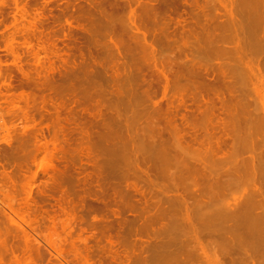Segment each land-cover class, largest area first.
Returning <instances> with one entry per match:
<instances>
[{
  "label": "rangeland",
  "instance_id": "rangeland-1",
  "mask_svg": "<svg viewBox=\"0 0 264 264\" xmlns=\"http://www.w3.org/2000/svg\"><path fill=\"white\" fill-rule=\"evenodd\" d=\"M122 1L124 0H0V264H154L155 262V264H159V261L160 264H174L172 260H175V257L172 256V259L168 257L171 255L167 256L165 253L168 252L169 254V249L175 247L172 250L176 252L179 244L181 245V242L187 239L188 234L182 233L180 227L179 229L174 228L175 230L171 229V231L168 229L169 233L167 230L166 232L159 231V234L153 232L151 227L163 226V221H158L155 226L150 227L145 220L144 213L146 212H140L142 207H145V211L150 209L147 206H150L151 199L149 196L146 197L149 186L147 181L144 180L145 183H143V180L139 181L140 178L137 179L136 175H133L132 172L136 168L134 164L132 165L133 160L130 158L131 161L128 155L131 148L140 146L139 140L135 139V134L138 131L134 129L138 130L136 125L140 123L142 126L144 119L147 118H145V114H143L144 118L143 116L141 119L137 117L146 110L145 107H147V111L151 108L146 103H150L152 106L151 103L154 100L161 107L159 109L162 113L163 109L166 110L165 101L173 96L171 103L175 107L170 104L173 107L170 109L171 112L173 109V114L177 117L175 123H181L183 114L188 116L190 112L197 113V107L200 106L201 110L204 105H197V102L193 101L196 106L189 97H186L184 100L186 107L183 106V103L178 102L177 97L174 98V95L177 94L173 93L176 92H171L174 89L178 90V87L175 88L174 86L173 89V86L169 87L170 84L168 85L170 90L167 89L172 95L170 96L166 90L165 95L168 97H163L164 80L159 79L162 77L158 73L162 66L164 70L168 66L167 69L172 67V71H175V69L180 70L179 67L187 61L188 66L184 64V70L186 67L187 70L192 68L194 74L200 72L198 76L203 74V70H205L209 76L202 75V77L208 76V80L214 79V74H218L216 77L219 76L217 78L220 79L223 72L226 73L225 76L231 72L234 78H232L233 82L237 80L238 86L240 84V89H238L241 91L240 97L238 96L239 93H236L237 87L234 89L238 102L239 104L243 102L244 105V111L242 112L241 109L238 115L240 114V119L244 120L246 124L249 123L247 125L255 124V127L257 126V130L254 127L255 132L252 133H255L253 138H257L258 141L254 140L253 145L244 153L243 157L247 159L250 154L257 152L260 157L261 168L259 174L257 173L254 178V182L245 186H238L236 189L235 186L231 187L229 191L231 195L227 190V194H223L222 200L224 201L222 202L230 203V208H234L241 202H245L253 185H263L264 187V44H257L256 46L254 41L250 40L255 34V38L264 39L262 6L260 5L261 8H258L262 13L258 14L259 18L262 16L261 21L259 19L257 21L255 18L258 17L253 18L255 12L254 14L249 13L254 5L251 7L252 3L249 6V2L245 3L244 0H198L197 4H203V7L209 2L206 6L208 10L206 9L205 12L204 9L205 13L200 11L204 14L205 19L201 13V17H197L198 14L195 16L198 12L193 15L197 9L194 2L189 0L192 2L188 1L190 6L194 4L189 7L188 3H183L181 0L177 2V0L172 6V11H163V16L161 17V14L158 16V18L161 17L159 18L162 20L160 22L165 21L167 23H164L165 26L169 24L172 26L169 25L170 29L169 26H166L167 30L164 24L162 25L165 29L164 33L169 34V36H164L170 37V33H173L172 40L177 38V41L173 42L166 37V40L173 42L171 45L169 43L167 48L169 41H164L165 38L163 37L161 39L162 45L159 44L162 49L157 43H155L157 46L153 45L157 47L154 48V52L157 50L155 53L158 55H155L154 52L150 55L152 50L147 53L145 47L148 49V43L150 44V40L152 41L153 38L152 32H156L154 26L152 23L149 24L154 30H148L151 33L145 32V28V30L142 29L146 36L150 35H148L149 38L147 37L146 42L141 40V44L137 45L139 41L135 42L137 38L134 39L133 32L126 29V25L129 23L127 19L130 16V9H126L129 13L123 9V7H128L125 5L127 3L124 4L125 6H121V9ZM252 1L254 2V0ZM240 5H244V7ZM235 6H239L240 9L237 7L239 10L246 7L243 9L245 12L239 11ZM135 7L136 5L134 10ZM190 8L195 11H191ZM227 8L229 10H226ZM232 8L233 10L236 9L231 17L227 11H232ZM211 12L217 14H209ZM111 13H113L112 16ZM166 13L171 18L168 19L169 16L165 15ZM224 13H227L231 19ZM136 14H141V12ZM215 15L219 18L214 17ZM103 16L104 18H102ZM246 17L249 19L248 21ZM140 18L141 16L138 20L141 23ZM195 18L197 21L201 20L203 26L204 23H208L206 24L208 26L204 27L212 30L213 35L210 36L211 32L206 33L208 29L207 31L205 28H202L203 31L200 30L201 26L197 21L199 25L195 24ZM145 19L142 20V26L145 21L147 22ZM235 21H237L236 24ZM224 24L227 25L223 26ZM149 25L146 27L145 24L143 27L150 29L151 26ZM160 25H158L159 28ZM242 25L244 26L242 27ZM107 26H109V30L106 28ZM158 26H155L156 29H159ZM228 26L234 30L238 27L236 38ZM215 27H218L216 31ZM187 29H192V32L188 34ZM166 30L168 32L172 30V32L166 33ZM239 32L241 36H239ZM184 34L186 36L182 37ZM189 35L193 38L188 39ZM155 36L160 39L163 35L161 33L156 35L155 33ZM242 36L248 37L249 40L246 37L243 39ZM132 37V41L128 40ZM181 37L184 38L183 41L189 40L186 43L190 42L191 45L183 46L185 44H182L181 46ZM245 40L248 41L247 44H243L242 41ZM161 41L159 40L160 43ZM238 41H240L238 46L241 52L240 49L237 52L234 49L237 45L236 42L239 43ZM143 43L146 46H143ZM245 52L246 54H244ZM247 53L249 54L247 55ZM236 55L241 56L234 57ZM131 56L133 57L131 58ZM150 56L154 57L152 58L153 61L155 59L157 61L153 62ZM37 58L40 62H37ZM164 59L166 60L163 62ZM188 59L191 64L193 62L192 67ZM239 60L241 63L244 61V64L242 65L240 62L238 64ZM178 65L179 67H177ZM139 68L141 70H138ZM205 71L204 74H208ZM140 72L142 76H140ZM145 72L148 76L145 75ZM150 72L155 75L159 74L157 75L159 76L158 79L162 81L158 82L157 76L155 77ZM190 73L189 71L186 75ZM134 76L147 80L154 76L151 79L153 84L150 83L152 86L150 88L151 91H155L156 97L154 96L155 98L153 97L151 102L149 98V102L145 101L146 94L149 95L151 92L150 88L147 89L148 81L144 82L145 79L140 80ZM193 79L191 82H195L191 86H195L201 80L197 79L196 82V79L194 81ZM155 81L157 85L154 83ZM184 83L186 84L182 81V86L185 85ZM187 83L189 84V82ZM187 87L188 85L184 90ZM191 88L195 89L194 87ZM143 89L148 92L144 93ZM209 92L213 94L212 91ZM208 93L207 96L204 95L206 100H208ZM209 97L217 106L216 116L219 119L223 118L220 102L215 100L214 95H209ZM142 99L145 103L142 102ZM140 106L143 107L139 111ZM160 113L157 114L156 112L154 117L158 118L157 115H161ZM126 114L130 115L129 118H126ZM162 115L164 114L162 113ZM160 120H158L159 123H161ZM147 122L150 121L145 123ZM219 122L218 120L217 124ZM146 125L148 124H145V127ZM253 125L251 126L253 127ZM219 126H215L218 131H220ZM217 133L213 135H223V139L226 140L222 146L224 152L228 149L230 141L224 137V133ZM203 135V132H199L198 137L202 138ZM133 136L135 145L131 142ZM40 146L42 149H39ZM127 152L129 153L127 154ZM218 154L221 155V153ZM228 167L222 164L221 168L224 171ZM174 169L175 167H172L171 172ZM225 178L223 177L224 180H226ZM131 187L136 188L137 193H133ZM242 188H246V193ZM178 191L182 192L179 189ZM142 193L144 195H141ZM257 199L260 198L257 197ZM235 202L236 205H234ZM262 204V209L258 211L263 212L264 215V203L262 202ZM212 209L215 210L213 214L215 215L217 213L215 207ZM212 209L210 210L213 213ZM11 212L15 213L16 219ZM12 218L15 219V223ZM216 227L211 228L210 233L217 231V235H225L228 232L224 228L222 230L221 226L220 228ZM261 229L264 231V225ZM201 233L206 235L207 232ZM181 234H184V238ZM208 238V236L204 238L202 236L203 244L207 242ZM217 242L219 245L222 244L219 239ZM52 243L57 247H55L56 250L53 249ZM188 245L191 247L195 244L189 242ZM166 247L168 249H165ZM252 249H254L253 244L249 248V254L253 255L252 264H264V243L258 242V248H255L256 252ZM167 259L169 260L167 261ZM151 260L152 262H150ZM163 260L166 263H163ZM210 260L205 263L194 261L192 264H216L213 257Z\"/></svg>",
  "mask_w": 264,
  "mask_h": 264
},
{
  "label": "bare ground",
  "instance_id": "bare-ground-1",
  "mask_svg": "<svg viewBox=\"0 0 264 264\" xmlns=\"http://www.w3.org/2000/svg\"><path fill=\"white\" fill-rule=\"evenodd\" d=\"M118 1V0H117ZM175 1L177 0H125L122 1V5L121 6H125L127 5L128 7H123V9H127L129 8L130 9V16L129 18L127 19L128 20V24L126 25V29H129V31L133 32L132 36L137 39H135V42L137 43V45L141 44V40L143 42H146V40L149 38L148 34L146 36V33H144V31H142V29L145 30V32H148V33H151L149 32L148 30H153V28H155L156 30V35L160 34L163 35L161 36V38L159 39V37L157 38L155 36V33L152 32V41L150 40V44L148 43V49H146L145 47V50H144V47H143V50L147 53L151 52L150 50H152L151 54H153L154 52V48L157 46L155 43L158 44V46L160 47L159 44L162 45V41L161 39L164 37V41H177L175 39L172 40V37H173V33H170L172 32V30H169V32L167 31L168 29L166 28L165 24H167L165 21L163 22H160L162 21L161 19L159 20V18H161L164 14V12L166 11H170L172 9V6L174 5ZM183 1V3H188L189 0H181ZM180 1V2H181ZM192 2H194V4L196 5V11L194 10L195 6L193 7L194 9L190 10L191 11H195L193 13V15L195 14V16H198L199 17L203 12H204V9H205V12H206V6L208 5V3H206L207 5H205V7H203L204 5H199L197 4L198 3V0H191ZM191 1H189L190 3H192ZM245 3H248V5L250 6L251 4V7L252 5H254V7H252L251 11L249 13H252L254 14L255 12V17H258L259 15L258 14H262L260 13V9L258 10V8H261L262 6V10L261 12L263 11V16H264V0H254V2L252 0H244ZM243 1V2H244ZM124 2V3H123ZM179 2V0L177 1ZM213 2V1H212ZM215 2V1H214ZM127 3V4H125ZM182 3V4H183ZM190 3H188L187 5H189V7H192L194 4H192L190 6ZM211 3V2H210ZM220 3V2H219ZM234 3V2H233ZM125 4V5H124ZM178 4V3H177ZM132 5H136V8L135 7V10H134V6L131 7ZM186 5V6H187ZM228 5V4H227ZM261 5V6H260ZM19 6V5H18ZM181 6V4H180ZM240 6H243L244 5H240ZM247 6V5H246ZM114 7V5H113ZM178 7V5H177ZM211 7V6H210ZM208 7V8H210ZM236 7V6H235ZM239 7V6H237ZM236 7V8H237ZM133 8V9H132ZM217 8V7H216ZM226 8V6H225ZM235 8V9H236ZM246 8V7H245ZM245 8H242L241 10L240 7H239V11L241 12H245ZM115 9V7H114ZM122 9V7H121ZM136 9H141V11L139 10H136ZM179 9V8H178ZM235 9L233 10V8L231 9L232 11H227V13L231 16L233 15V12L235 11ZM113 10V9H112ZM162 10V11H161ZM199 10V11H197ZM208 10V9H207ZM215 10V9H214ZM220 10V9H219ZM224 11V8L222 9ZM221 10V11H222ZM226 10H229V8H227ZM243 10V11H242ZM20 11V10H19ZM119 11V9H118ZM137 11V12H135ZM164 11V12H163ZM172 11V10H171ZM182 11V10H181ZM202 13H201V12ZM216 11V10H215ZM218 11V10H217ZM248 11V10H246ZM121 12V11H120ZM125 12V11H124ZM141 12V14H136V13H139ZM162 12V13H160ZM183 12V11H182ZM204 12V13H205ZM238 12V11H237ZM236 12V13H237ZM122 13V12H121ZM126 13V12H125ZM201 13V14H200ZM217 14V13H214V12H211L209 14ZM227 13H224L225 15H228ZM235 13V14H236ZM249 13H246L247 15ZM113 13H111L110 15L112 16ZM161 14V15H160ZM108 15V14H107ZM144 15V16H143ZM161 16L158 18V16ZM167 15V13L165 14ZM220 14L218 13V16ZM223 15V14H222ZM228 15V16H229ZM246 15V16H247ZM250 15V14H249ZM118 16V15H117ZM116 16V17H117ZM121 16V15H120ZM126 16V15H125ZM141 16V23L140 21L138 20V18ZM143 16V17H142ZM169 16V15H167ZM202 16L205 18L204 14H202ZM217 16V17H218ZM224 16V15H223ZM230 16L228 18H230ZM241 16V15H239ZM245 16V15H244ZM252 16V15H251ZM109 17V16H108ZM124 17V16H123ZM194 18V16H192ZM201 17V16H200ZM216 17V15L214 16ZM213 17V19H214ZM216 17V18H217ZM232 17V16H231ZM235 17V16H234ZM242 17V16H241ZM248 17V16H247ZM246 17V18H247ZM262 16H260L261 18ZM104 18V16L102 17ZM119 18V17H118ZM146 18V19H145ZM168 19L171 18V16L167 17ZM219 18V17H218ZM259 17L255 20L257 21H261ZM114 19V18H113ZM121 19V18H120ZM143 19L147 20V22L145 21L144 23L146 24V27L147 25H149L150 23H152V26H154L152 28L151 25V28H146V27H143L145 26V24H143L142 26V23H143ZM159 21H158V20ZM197 18H195V24L196 25H199L201 26V28H199L200 30L202 28H205L208 26H206V24L208 23H204V19L202 21V23H204V27L203 24L201 25V20H196ZM206 19V18H205ZM226 19V18H225ZM231 19V18H230ZM259 19V20H258ZM263 19V18H262ZM208 20V19H207ZM232 20H234L232 18ZM239 20V19H238ZM249 19L247 18V21ZM253 20V19H252ZM158 21V22H157ZM172 21V20H170ZM170 21H168V23H171ZM193 23H194V20L192 19ZM199 24H197V22ZM206 21V20H205ZM216 21V20H215ZM218 21V20H217ZM225 21V20H224ZM230 21V20H229ZM264 21V20H262ZM117 22V21H116ZM161 25H160V23ZM185 22V21H184ZM191 22V21H190ZM208 22V21H207ZM211 22V21H210ZM232 22V21H231ZM237 21H235V24H236ZM71 23V22H70ZM123 23V22H122ZM159 23V24H157ZM165 23V24H164ZM219 23V22H218ZM225 23H227V21H225ZM261 23V22H260ZM164 24L165 28L167 29L165 32L166 33H170L171 36H169V34H165L164 33V27H162V25ZM210 24V23H209ZM215 24V23H214ZM213 24V26H214ZM234 24V23H232ZM231 24V25H232ZM262 24V23H261ZM70 25V24H69ZM160 25V28L159 26ZM170 25V24H169ZM168 25V26H169ZM218 25V24H217ZM227 24H224L223 26H225ZM121 26V25H120ZM155 26H158L159 29H156L157 27ZM167 26V27H168ZM171 26V25H170ZM170 26L168 27L170 29ZM216 26V25H215ZM221 26V24L219 25V27ZM233 26V25H232ZM244 25H242L243 27ZM109 26H107L106 28L108 29ZM122 27V26H121ZM143 27V28H142ZM172 27V26H171ZM199 27V26H198ZM229 28L232 29V27L228 26ZM237 27V26H236ZM103 28V27H102ZM119 28V27H118ZM163 28V29H162ZM210 28V27H209ZM213 28V27H212ZM211 28V29H212ZM216 28L218 27H215V31H216ZM235 28V26H234ZM120 29V28H119ZM172 29V28H171ZM208 29V28H207ZM206 29V31H207ZM213 29V30H214ZM238 29V27L236 28ZM236 29H232V32H233V36H235L236 38V35H237V31ZM246 29V28H245ZM258 29V28H257ZM264 29V28H263ZM109 30V29H108ZM112 29L110 28V31ZM121 30V29H120ZM159 30V31H157ZM161 30V32H160ZM182 30V29H181ZM236 32H234V31ZM243 30V29H242ZM242 30H241V33H242ZM117 31V30H116ZM128 31V30H127ZM128 31V33H129ZM196 31V30H195ZM203 31V29H202ZM204 31V32H206ZM231 31V30H230ZM261 31V30H259ZM258 31V35L260 36V32ZM158 32V34H157ZM163 32V34H162ZM192 32V29H187V33L190 34ZM201 32V31H200ZM203 32V34H204ZM211 32V33H210ZM264 32V30H263ZM114 33V32H113ZM182 33V32H181ZM185 33V32H184ZM186 33V35H187ZM202 33V32H201ZM206 33H210L212 36V30L210 31L208 29V31ZM205 35H208L206 34ZM236 33V34H235ZM255 34V32H253ZM252 33V34H253ZM15 34V33H14ZM121 34V33H120ZM199 34V33H198ZM202 34V35H203ZM216 34V33H215ZM239 36L240 35V32L238 33ZM247 34V33H246ZM164 35H168V36H164ZM185 34L182 36H186ZM244 35V34H243ZM264 35V34H263ZM151 36V37H152ZM191 38L192 36L189 35ZM194 36V35H193ZM209 36V35H208ZM209 36V37H210ZM253 36V35H252ZM256 34L253 36L252 39V42L256 44H264V39L263 38H255ZM133 37L131 39H128V40H131L133 39ZM148 37V38H147ZM150 37V38H151ZM168 37L169 40H166ZM175 37V36H174ZM179 37V36H178ZM181 37V39H182ZM196 37V35L194 36ZM218 37V36H216ZM244 37L246 36H242V38L244 39ZM258 37V36H257ZM193 38V37H192ZM248 38V37H246ZM255 38V39H254ZM184 39V38H183ZM181 41V46L182 44H185L183 46H188V45H191L190 42L186 43L187 41L189 40H185V41ZM159 40L161 41V43L159 42ZM235 40V39H234ZM249 40V38L247 39ZM247 40L245 41H242L243 44H247ZM124 41V40H122ZM173 42H165L167 43V48L169 47V43L171 45V43ZM183 42V43H182ZM239 43L236 42L237 45H235V50L237 52V50H239V46L238 44H240V41H238ZM241 42V43H242ZM163 43V44H165ZM190 43V44H189ZM133 44V43H132ZM135 44V43H134ZM147 44V43H146ZM156 45L155 47L153 45ZM176 44V43H175ZM242 44V45H243ZM136 45V44H135ZM166 45V44H165ZM177 45H180V44H177ZM134 46V45H132ZM143 46H146L144 45L143 43ZM164 46V45H163ZM128 47V46H127ZM139 47V46H138ZM158 47V48H159ZM165 47V46H164ZM163 47V48H164ZM180 47V46H179ZM191 47V46H190ZM259 47H261L259 45ZM126 48V47H125ZM134 48V47H133ZM137 48V46H136ZM157 48V47H156ZM161 48V47H160ZM166 48V49H167ZM142 49V48H141ZM140 49V50H141ZM162 49V48H161ZM171 49V48H170ZM183 49V48H182ZM233 49V47H232ZM247 49V48H246ZM245 49V50H246ZM138 50V49H137ZM160 50V49H159ZM165 50V48H164ZM163 50V51H164ZM169 50V49H167ZM234 50V51H235ZM244 50V49H243ZM120 51V50H119ZM133 51V50H132ZM134 51H135V48H134ZM157 51V50H156ZM155 51V52H156ZM186 51V50H185ZM231 51V50H230ZM241 52V49L239 50ZM154 52V53H155ZM136 53L139 54V52L136 51ZM143 53V52H142ZM174 53V52H173ZM178 53V52H177ZM120 54V53H119ZM157 53H155L156 55ZM160 54V52H159ZM232 54V53H231ZM243 54V53H242ZM246 54V52L244 53ZM249 53H247L248 55ZM256 54V52H255ZM122 55V54H121ZM143 55V54H142ZM148 55V54H147ZM154 55V57H156ZM158 55V54H157ZM162 55V54H161ZM160 55V56H161ZM177 55V54H176ZM124 56H127V55H124ZM138 56V55H136ZM145 56V54H144ZM149 56V55H148ZM147 56V57H148ZM159 56V57H160ZM241 55H236L234 57H239ZM36 57H38V55H36ZM133 56H131L132 58ZM139 57V56H138ZM151 59L154 58L152 56H150ZM172 57V56H171ZM169 57V58H171ZM184 57V56H183ZM231 57V56H230ZM249 57H251L249 55ZM248 57V58H249ZM149 58V57H148ZM174 58V57H173ZM172 58V59H173ZM192 58V57H191ZM232 58V57H231ZM230 58V59H231ZM254 58V57H253ZM150 59V60H151ZM172 59H171V62H172ZM175 59V58H174ZM190 59V58H189ZM188 59V61H189ZM239 59V58H238ZM244 59V57H243ZM256 59V58H255ZM254 59V60H255ZM261 59V58H260ZM166 59L163 60V62L165 61ZM169 60V59H168ZM178 60V59H177ZM176 60V61H177ZM180 60V59H179ZM242 60V59H241ZM239 60L237 63L239 64V62L241 61ZM132 61V60H131ZM136 61V60H135ZM153 61V59H152ZM154 61H157L156 59ZM153 61V62H154ZM237 61V60H236ZM257 61V60H255ZM260 61V60H259ZM37 62H40L39 58H37ZM152 62V63H153ZM170 62V61H169ZM187 61H185V65H187L186 63ZM190 64H191V61H189ZM243 63H241L242 65L244 64V61H242ZM246 62V60H245ZM258 62V61H257ZM159 63V62H158ZM161 63V62H160ZM168 63V62H167ZM178 63V62H177ZM181 63V61H180ZM179 63V65H180ZM249 63V62H248ZM247 63V64H248ZM256 63V62H255ZM128 64V63H127ZM148 64V63H147ZM163 64V63H162ZM166 64V63H165ZM174 64V62H173ZM172 64V65H173ZM182 64V63H181ZM184 64H182V66H180L181 68H183L181 70V68L179 67V65L177 67H179L180 70H177L175 69V71H172V67L170 69H167V67H165L166 69L164 70L163 69V66L161 67L162 69L160 70V72L156 69L158 64L156 63V69L158 71V73L160 74V77L162 78H159V79H163L164 80V86H163V97H168V95H165L166 94V90L168 91V85L170 84L169 87L173 86L172 88L174 89V86L175 88H177L178 90L174 89V91L172 90L171 92H176V93H173V94H177L176 96L174 95V98L177 97L176 99H178V102L180 101L181 103H183V106L184 105V100L186 99V97L190 98L193 101H196L197 102V105L200 104V105H204L203 109L200 110V106L197 107L196 109V112H190V115H186V114H183L181 116V119L183 121V124L182 121L181 123H175L176 120L175 118H177L176 116H174V112H173V109H172V112H171V100L173 101V96L171 98H167V100L165 101V104L166 105V110L162 111V113L164 115H162V113H160V109L161 108L160 106H158L159 104L157 102H154V98L156 97L155 95V91L152 90L151 91V88L152 87L151 85L153 84L151 79L154 78L151 77V79L148 80L145 79V78H141V79H145L143 80L144 82L147 80V85H148V88H150V93L149 95H147L148 91L146 90H142L144 93H147L146 94V102H150L152 101V106H150V103H146L147 105H149V107L153 108H149L148 111H147V107H145V111H142V113H140V115H138L137 117H140L141 119V116H143V114H145V118L144 119V123L143 125L141 126L140 123L139 125H136L137 128H139L138 130L137 129H134L138 132H136L135 134V139L137 138L139 140V144L141 146V144H143V146H138V147H134V148H131V150H129V152H127V154L129 153V159L132 158L133 162H132V165L134 164L135 165V168H132V169H135L133 173V175L137 177V179H139V181L143 180V183H145V181H147V184L149 186L148 188V191H147V196H149V198L152 200H150L151 204L150 206H147V208H150L148 211H145V207H142L140 208V212L141 213H144V215L146 216L145 217V220L146 222H148V225L151 227V226H155V224L158 223V221H163V226H160V227H151L153 229V232L155 233H158L159 231H165L166 230L168 231V229H171L173 230L174 228H178L180 227V229L182 230V233H186L188 234L187 235V239L183 242H181V245L179 244V248L176 249V252H174L172 249H175V248H170V252L168 254V252L164 251V250H161V251H164L166 252L165 254L168 255H171V256H168V257H175V260H172V262L174 264H192L194 261H197L198 262H209L211 261L210 258L213 257L214 260H215V263L216 264H252L253 262V255L249 254V248H251L252 244H253V247L254 249H252V251L254 250L256 252V249L258 248V242H263L264 243V231H262V226L264 225V215H263V212H259L258 210H261L262 209V202L264 203V187L263 185H259V186H254L253 185V188L251 189V191L249 192V197L245 200V202H241L238 206L234 207V208H230L231 206L229 205L230 203L227 204V202H222L224 200L223 199V194H227L226 191L228 190V193L229 195H231L229 192L230 191V188L235 186L234 188L236 189V187H241V186H245L247 185L248 183H251V182H254V178L257 176V173L259 174V170L261 168L260 166V161H259V155L257 154V152L255 154H250L249 157L247 159H245L243 157L244 153H246V151L250 148L251 145H253V142L254 140H257V138H253L255 133H252L253 131L255 132V130H257V126L255 127V124H251L253 125V127L251 125H247L249 123L246 124V122L244 120H241L240 119V114L238 115V112L242 109V112L244 111V105H243V102H241V104H239L238 102V98H237V95L236 93H239L238 96L240 97V93L241 91L238 90L240 89V84L238 86L237 84V80L233 82V77L231 75V72L230 73H227L228 75L225 76L226 73H222L220 72V79H218L216 75L218 74H214L213 76L217 79H209L208 80V76H209V73L205 70H203V74L199 75L198 76V73L200 74V72H196V74H194L195 72H193L192 68L189 70H187V67L186 69L184 70ZM189 64V63H188ZM189 64V65H190ZM193 64V62H192ZM192 64H191V67H192ZM227 64V63H226ZM153 65V64H152ZM177 65V64H176ZM174 65V66H176ZM229 65V64H228ZM235 65V64H234ZM246 65V63H245ZM252 65V64H251ZM255 65V64H254ZM166 66V65H165ZM194 66V65H193ZM203 66V65H202ZM233 66V65H232ZM140 67V66H139ZM154 67V65H153ZM176 67V68H177ZM137 68V67H136ZM169 68V67H168ZM196 69V68H195ZM194 69V71H195ZM238 69V68H237ZM138 70H141L140 68ZM185 72H184V71ZM199 70V69H198ZM208 70V69H207ZM137 71V70H136ZM191 72L190 74H187L188 76L192 77H188L186 75L187 72ZM204 71L205 73L207 72L208 74H204ZM212 71V69H211ZM211 71L209 70V72L211 73ZM214 71V70H213ZM143 72V71H141ZM141 72H140V76L141 75ZM193 72V73H192ZM114 73V72H113ZM131 73V72H130ZM146 73V72H145ZM145 73H142V74H145ZM153 73V72H150V74ZM157 73V72H156ZM202 73V71H201ZM215 73V72H213ZM218 73V72H217ZM149 74V73H148ZM149 74V75H150ZM157 74V75H159ZM194 74V75H193ZM134 75V74H133ZM136 75V74H135ZM139 75V74H138ZM147 75V73L145 74ZM144 75V76H145ZM153 75H155L153 73ZM155 75V77L157 76ZM202 75H208L206 76V78ZM211 75V74H210ZM231 75V76H229ZM117 76V75H116ZM127 76V75H126ZM132 76V75H131ZM143 76V77H144ZM148 76V75H147ZM146 76V77H147ZM188 78H187V77ZM195 76V77H194ZM197 76V78H196ZM222 76V77H221ZM129 77V76H128ZM137 76H134V78H136ZM150 77V76H149ZM159 76H157L155 79L158 81V82H161L162 80L159 81L158 79ZM203 79H202V78ZM211 77V76H210ZM230 77H231V80H230ZM114 78V77H113ZM138 78V77H137ZM194 78V79H193ZM233 78V79H232ZM140 79V78H138ZM140 79V80H141ZM154 79V80H155ZM193 79V81L196 79V82H197V79H201L198 81V85L195 84V86H191V85H194V82H191ZM236 79V78H235ZM210 80H212L210 82ZM182 81L183 82H186V84L188 85L187 89L184 90V88H186V84L184 86H182ZM233 83H232V82ZM128 82V81H127ZM141 82V81H140ZM189 82V84L187 83ZM151 83V85H150ZM156 83V81L154 82ZM171 83H174L173 85ZM181 85H179V84ZM130 84V83H129ZM140 84V83H139ZM138 84V85H139ZM143 84V82H142ZM177 84V85H176ZM236 86H233L235 85ZM155 85V84H154ZM157 85V83H156ZM159 85V84H158ZM242 85V84H241ZM134 86V85H132ZM144 86V84H143ZM180 86V87H179ZM194 87L195 89H192L191 87ZM120 87V86H119ZM156 87V86H155ZM182 87V88H181ZM190 87V88H189ZM235 87V88H234ZM237 87V89H236ZM138 88V87H137ZM168 88V89H167ZM180 88V89H179ZM189 88V89H188ZM119 89V88H118ZM121 89V88H120ZM146 89V88H145ZM153 89V88H152ZM198 89V90H197ZM234 89H236V93L234 91ZM137 90V89H136ZM170 90V89H169ZM176 90V91H175ZM183 90L182 92H179ZM189 90H192L189 92ZM125 91V90H124ZM135 91V90H134ZM161 91V90H159ZM158 91V92H159ZM178 91V92H177ZM194 91H197V92H194ZM209 91H212L213 94H210ZM119 92V91H118ZM121 92V91H120ZM136 92V91H135ZM169 92V91H168ZM209 92V93H208ZM211 92V93H212ZM123 93V92H122ZM170 93V92H169ZM168 93V94H169ZM179 93V94H178ZM189 93V94H188ZM207 93H208V100H206L207 98L204 97V95L207 96ZM139 94V93H138ZM142 94V93H141ZM160 94V93H159ZM122 95V94H121ZM137 95V94H136ZM142 95H145V94H142ZM172 94L170 93V96ZM209 95H214L216 98L215 100L217 99L219 102H220V107H221V110H222V115H223V118L219 119L215 112H216V107L215 104H214V101L213 100H210L211 96L209 97ZM242 95V94H241ZM129 96V94H128ZM138 96V95H137ZM155 96V97H154ZM169 96V97H170ZM141 97V96H140ZM144 97V96H143ZM154 97V98H153ZM204 97V98H203ZM115 98V97H114ZM130 98V97H129ZM149 98V100H148ZM214 98V97H213ZM157 99V98H156ZM201 102H200V100ZM205 99V100H204ZM243 99V97H242ZM144 99H142V102ZM148 100V101H147ZM239 100L241 101V99L239 98ZM116 101H118L116 99ZM133 101V100H132ZM213 101V102H212ZM119 102V101H118ZM117 102V103H118ZM134 102V101H133ZM132 102V103H133ZM216 102V101H215ZM131 103V104H132ZM145 103V102H144ZM144 103H143V106H144ZM164 103V102H163ZM125 104V103H124ZM123 104V105H124ZM127 104V103H126ZM125 104V105H126ZM136 104V103H135ZM171 104V105H170ZM176 104V103H175ZM194 104V102H193ZM114 105V104H113ZM134 105V104H132ZM131 105V106H132ZM137 105V104H136ZM140 105V103H139ZM145 105V106H147ZM187 105V104H186ZM196 105V104H194ZM196 105V106H197ZM243 105V106H242ZM130 106V105H129ZM142 106V107H143ZM158 106V107H156ZM173 107H175L174 105H172ZM196 106H194L196 108ZM118 107V106H117ZM122 107V106H121ZM135 107V106H134ZM138 107V106H137ZM141 107V106H140ZM141 108H139L138 110L140 111ZM156 107V108H155ZM171 107V108H173ZM177 107V106H176ZM186 107V106H185ZM191 108V107H190ZM199 108V110H198ZM117 109V108H116ZM158 111H157V110ZM188 109V108H187ZM124 110V109H123ZM176 110V109H175ZM186 110V109H185ZM218 110V109H217ZM133 111V109H132ZM116 112V111H115ZM120 112H121V108H120ZM138 112V111H137ZM145 112V113H143ZM147 112H150V113H147ZM156 112L157 114H161V115H157L158 118L154 117V114L156 116ZM127 113V112H126ZM130 113V112H129ZM128 113V114H129ZM172 113V114H171ZM176 113V112H175ZM128 114H126V118L128 116ZM134 114V113H133ZM132 114V117L135 115ZM139 114V113H138ZM180 114V113H179ZM125 114H123L124 116ZM176 115V114H175ZM186 115V116H185ZM143 116V118H144ZM164 120H163V118ZM125 117V116H124ZM161 117V118H160ZM217 117V118H216ZM104 119V118H103ZM110 119V118H109ZM132 119V118H131ZM135 119V118H134ZM139 119V120H140ZM155 119V120H153ZM159 119H161V123H159ZM180 120V118H178ZM133 120V119H132ZM153 120V121H152ZM217 120V121H216ZM218 120L220 121V126H219V123L217 124ZM246 120V119H245ZM253 120V119H252ZM121 121V119H120ZM136 121V120H134ZM138 121V120H137ZM146 121H150V122H147L145 123ZM155 121H157V125L156 123H154ZM164 121V122H162ZM248 121V120H247ZM128 122V121H127ZM131 124H132V121H130ZM114 123V122H113ZM120 123V122H119ZM129 123V122H128ZM141 123V124H142ZM165 123V125L163 126V124ZM251 123V122H250ZM130 124V125H131ZM135 124V123H133ZM137 124V122H136ZM145 124H148L146 125L145 127ZM150 124V125H149ZM161 126H160V125ZM179 124H180V127H179ZM122 125V124H121ZM125 125V124H124ZM187 127L185 128L184 130V127ZM259 125V124H258ZM116 126V125H115ZM120 126V125H119ZM126 126V125H125ZM140 126V127H139ZM144 126V127H143ZM160 126V128H159ZM163 126V127H162ZM215 126H219V130H217V128ZM124 127V126H123ZM127 127L129 128L128 124H127ZM162 127V128H161ZM210 127V128H209ZM212 127V128H211ZM217 130H215L214 129ZM254 127L256 128L254 130ZM141 128V130H140ZM188 128V130L186 131V129ZM260 128V127H259ZM214 129V133L216 134V132L218 133H224V137L227 138L230 143L228 145V149L225 150L224 152L222 151V146L224 145L225 143V139H223V135H219V136H215L213 135L214 133L212 132V130ZM125 130V128H124ZM123 130V131H124ZM144 130L145 132H140ZM126 131V130H125ZM129 131V129H128ZM132 132V131H131ZM134 132V131H133ZM140 132V134L142 135H137L138 133ZM199 132H203L204 135L202 136V138H199ZM217 133V134H218ZM131 134V133H130ZM137 135V136H136ZM165 135H167V137H165ZM133 140L131 142H133L132 144L135 145L134 143V136L132 137ZM130 139V138H128ZM225 140V141H224ZM256 141V142H257ZM130 142V141H129ZM141 142V143H140ZM127 144V143H126ZM257 144V143H256ZM226 145V144H225ZM129 146H131V144H129ZM143 147V148H142ZM146 147V148H145ZM257 147V146H256ZM39 149H42L41 146L39 147ZM257 149V148H256ZM58 150V149H57ZM254 150V149H253ZM218 153H221L218 154ZM126 154V155H127ZM264 157V156H263ZM262 159V158H261ZM131 160V159H130ZM131 160V161H132ZM264 161V160H263ZM222 164H225L226 166H229L226 170H222ZM176 165V166H174ZM221 165V166H220ZM220 166V167H219ZM172 167H175V171L172 170L173 172H171V168ZM224 167V166H223ZM226 168V167H224ZM223 168V169H224ZM223 177H226L224 180ZM258 178V177H257ZM145 180V181H144ZM231 182V183H230ZM259 182V181H258ZM150 184V185H149ZM256 185V184H255ZM133 188V187H131ZM233 188V189H234ZM146 189V188H145ZM179 190H182V192L178 191ZM234 189V190H235ZM246 188H242V190L245 191L246 193ZM248 190V189H247ZM133 193H137V189L136 188H133ZM145 191V190H144ZM143 191V192H144ZM239 191V190H238ZM146 192V191H145ZM180 192V193H178ZM234 192V191H233ZM240 192V191H239ZM139 193V192H138ZM243 193V192H242ZM243 193V194H245ZM224 194V195H225ZM242 194V195H243ZM141 195H144V193H142ZM140 195V196H141ZM260 198V199H257ZM3 202V201H2ZM4 203V202H3ZM233 204V203H232ZM236 205V202L235 204ZM212 207L216 209L217 213L215 215L214 212L215 210L212 209ZM12 208V207H11ZM146 208V209H147ZM13 209V208H12ZM212 209L213 210V213L212 211L210 210ZM258 211V212H257ZM13 212V211H12ZM14 215V218L16 219V215L15 213H12ZM147 214V215H146ZM12 218V220L14 221V223L16 222L15 219ZM19 219V218H18ZM17 219V220H18ZM22 222V221H20ZM20 222H17V223H20ZM160 224V223H159ZM18 225V224H17ZM218 226L220 228V226L222 227V230L226 229L228 232H226L225 235H217L216 232L214 233H210L211 232V228H214ZM261 227V228H260ZM217 228V227H216ZM224 228V229H223ZM175 230V229H174ZM180 230V231H181ZM217 230V229H216ZM67 231V230H66ZM170 231H168L167 233H169ZM201 232H207L206 235H204L203 233ZM160 233V232H159ZM158 233V234H159ZM164 234V233H163ZM162 234V235H163ZM216 234V235H215ZM221 234V233H220ZM166 235V234H165ZM170 235V234H169ZM182 235V234H181ZM184 235V234H183ZM182 235V236H183ZM172 236V235H171ZM202 236L203 238L205 236H208V240L207 242H205L203 244V242L201 241L202 240ZM161 237V236H160ZM170 237V236H169ZM181 237V236H180ZM184 238V236H183ZM168 239V238H167ZM218 239L222 242V244H218ZM166 240V239H165ZM171 240V238H170ZM178 240V239H176ZM161 241V240H159ZM179 241V240H178ZM255 241V242H254ZM154 242V241H153ZM169 242V241H168ZM167 242V243H168ZM171 243H173V241H170ZM191 243H194L195 245L193 246H189L188 244ZM254 242V243H252ZM54 243V242H53ZM52 243V246H53V249L56 250V246H54ZM157 243V242H156ZM163 243V241H162ZM170 243V244H171ZM180 243V242H179ZM164 244V243H163ZM175 244V243H174ZM150 245V244H149ZM161 246V244H158ZM171 246V245H170ZM169 246V247H170ZM56 247V248H55ZM165 247V246H164ZM172 247V246H171ZM178 247V246H177ZM161 248V247H160ZM163 248V247H162ZM256 248V249H255ZM159 249V248H158ZM165 249H168L167 247ZM153 250V249H152ZM155 250V249H154ZM172 250V251H171ZM158 252V251H157ZM154 254V253H153ZM253 254V253H252ZM256 254V253H255ZM179 255V256H178ZM166 256V255H164ZM147 259V258H146ZM145 259V260H146ZM153 259V258H152ZM157 259V258H156ZM173 259V258H172ZM159 260V259H158ZM169 259H167L168 261ZM171 260V259H170ZM144 262V261H143ZM152 262V260L150 261ZM149 262V263H150ZM156 263V262H155ZM154 263V264H155ZM163 263H166L164 262L163 260ZM170 263V262H168ZM196 263V262H195ZM159 264H160V261H159ZM172 264V263H171ZM214 264V263H212Z\"/></svg>",
  "mask_w": 264,
  "mask_h": 264
}]
</instances>
